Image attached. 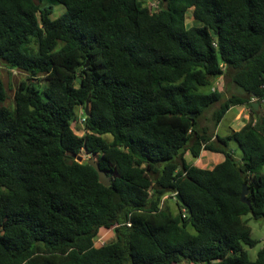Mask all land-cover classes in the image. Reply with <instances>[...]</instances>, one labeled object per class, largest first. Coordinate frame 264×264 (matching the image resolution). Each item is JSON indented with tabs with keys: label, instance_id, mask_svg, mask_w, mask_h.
Instances as JSON below:
<instances>
[{
	"label": "trees",
	"instance_id": "trees-1",
	"mask_svg": "<svg viewBox=\"0 0 264 264\" xmlns=\"http://www.w3.org/2000/svg\"><path fill=\"white\" fill-rule=\"evenodd\" d=\"M159 3L0 0V61L26 73L12 109L0 80V264H264V247L249 257L258 240L243 218L264 220V105L224 136L198 123L215 103L214 127L232 106L264 101V0ZM223 74L246 95L203 90ZM82 150L109 186L76 161ZM201 150L223 159L187 162ZM101 228L114 239L96 247Z\"/></svg>",
	"mask_w": 264,
	"mask_h": 264
},
{
	"label": "rangeland",
	"instance_id": "rangeland-1",
	"mask_svg": "<svg viewBox=\"0 0 264 264\" xmlns=\"http://www.w3.org/2000/svg\"><path fill=\"white\" fill-rule=\"evenodd\" d=\"M144 4L150 9V11H157L161 5L159 0H143ZM62 12V8L57 6L56 12L54 15H58ZM186 23L188 25H192L193 23L199 24V21L193 18L192 9H189L186 13ZM26 73L20 69L9 68L2 61H0V80L3 82L5 89L7 91V98L2 103L8 108H13V94L18 85V83L25 78ZM41 86H44V83H41ZM207 89L214 90L217 89L223 93L222 100H225L232 95L236 96H245L244 91L236 87L228 74H223L212 80L211 86L209 88L203 89L207 91ZM250 102H254L255 98L250 97ZM249 103L238 104L232 106L222 117L221 121L217 126L214 127L213 121V111L219 107V103H215L210 106L201 116L198 118L199 127L208 128V132L212 135L219 134L221 136L227 135L231 131H239L242 130L249 123L255 122L258 113L262 111V106L264 105V101H261V106L258 105L257 109H252ZM84 112L85 110L78 106L75 110V119L72 122V128L75 134L83 135L86 133V129L84 126ZM104 138L107 141H111L110 135H105ZM231 150L234 152V156L239 155V150L237 146L234 144L230 145ZM80 155L84 157V159L92 157L93 155L86 153L85 150L80 152ZM97 157V156H93ZM185 158L188 163L196 165L202 168H211L218 162L223 159V156L219 153H214L208 150H201L200 155L195 158L187 152L185 154ZM85 162V160H83ZM261 173L264 174V166L260 170ZM163 206L167 207L172 215H176L178 211V207L175 203V198L170 195H166L162 199ZM247 220V224L251 228V236L258 240L257 244L253 247H246L249 257L251 259H255L257 256V252L259 249L264 247V220L263 219H255L249 213L243 217ZM114 239V230L113 228L105 229L101 228L98 232L97 237L94 240V246L98 247L104 243H107ZM179 264H189L187 262H181Z\"/></svg>",
	"mask_w": 264,
	"mask_h": 264
},
{
	"label": "water",
	"instance_id": "water-1",
	"mask_svg": "<svg viewBox=\"0 0 264 264\" xmlns=\"http://www.w3.org/2000/svg\"><path fill=\"white\" fill-rule=\"evenodd\" d=\"M253 107L254 109L256 110L257 107H258V103H253ZM85 112L87 113V115L89 114L88 112V104H86L85 106ZM192 116H194L195 114L192 113L191 114ZM75 159L77 162H83V160H85L89 165H91L97 172V175H98V180L100 181V183H102L103 185L105 186H109L111 184V179H110V176L107 174V172L103 169L100 168L99 166V163L97 162V160L92 156V157H89V158H85L80 155V154H77L75 155ZM248 185L245 183L242 185V188H241V193H240V199L242 202L250 205V201L247 197L248 195ZM175 198L179 201L180 204H183V199L181 198V196L179 194H176Z\"/></svg>",
	"mask_w": 264,
	"mask_h": 264
}]
</instances>
